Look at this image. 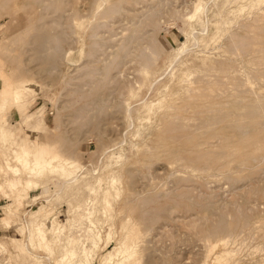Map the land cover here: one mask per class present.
<instances>
[{"label":"rangeland","instance_id":"374dc122","mask_svg":"<svg viewBox=\"0 0 264 264\" xmlns=\"http://www.w3.org/2000/svg\"><path fill=\"white\" fill-rule=\"evenodd\" d=\"M22 83L8 158L69 167L0 180V264H264V0H0V90Z\"/></svg>","mask_w":264,"mask_h":264},{"label":"bare ground","instance_id":"6f19581e","mask_svg":"<svg viewBox=\"0 0 264 264\" xmlns=\"http://www.w3.org/2000/svg\"><path fill=\"white\" fill-rule=\"evenodd\" d=\"M25 2V1H24ZM34 2V0H33ZM37 2V1H35ZM39 3V1H38ZM21 4V3H20ZM18 5V4H17ZM16 5V6H17ZM110 5V4H109ZM15 6V5H14ZM52 6V5H51ZM198 7V6H197ZM198 9V8H197ZM239 9V8H238ZM3 10V9H2ZM236 10V9H235ZM240 10V9H239ZM109 11V10H108ZM234 11V10H233ZM233 11L231 13H233ZM235 12V11H234ZM240 12V11H239ZM12 16V15H11ZM106 16V15H105ZM29 32V31H28ZM25 33V32H24ZM190 34V33H189ZM40 36V33L38 34ZM43 35V34H41ZM20 36V35H19ZM22 36V35H21ZM24 36V35H23ZM31 37V35H30ZM35 39L38 38V36H36V34L34 35ZM37 37V38H36ZM43 36H41L42 38ZM27 38V37H26ZM47 38V37H46ZM22 39V38H21ZM52 39V38H51ZM24 40V39H23ZM27 40V39H26ZM32 40V38L30 39V41ZM41 40V44L43 45V42L45 44V41H47V39L45 41L44 38L40 39ZM54 40V39H53ZM52 40V42H53ZM34 43V38L32 40ZM31 41V42H32ZM57 41V40H56ZM55 41V42H56ZM63 41V39H62ZM61 41V43H62ZM20 42V41H19ZM39 43V41H37ZM58 42V41H57ZM59 44V43H58ZM57 44V45H58ZM30 45V44H29ZM34 45V44H33ZM56 45V46H57ZM32 46V45H31ZM44 46V45H43ZM42 46V47H43ZM54 46V48L56 47ZM34 57H36V60L37 58H39L41 56V45H35L34 46ZM55 50V49H54ZM60 50V49H58ZM57 50V51H58ZM56 51V52H57ZM59 52V51H58ZM57 52V53H58ZM43 54V53H42ZM33 56V54H32ZM59 57V55H57ZM33 57V59H34ZM69 57V56H68ZM50 58V57H49ZM41 59V57H40ZM49 60V59H48ZM51 61V59H50ZM67 61V59H66ZM43 64V63H42ZM47 68V67H46ZM13 85V84H12ZM30 85V84H29ZM28 86L25 85V84H16V85H13V88L11 87H2V89L0 90V112L4 109L7 101H8V98H9V103L11 105H14L16 107H19L21 106L20 104H22V101L24 99H26L29 95V90H28ZM84 106V105H83ZM83 109V108H82ZM5 125V122H0V153H1V156H2V163L0 165V180H2L3 183H9V186H10V189L6 190L4 194H2L3 198H7L9 197L10 193H11V190L14 188H16L17 186H20V183L21 182H24V184L26 185V187H28L29 185L33 184V185H36V180L37 178L40 176V174L44 171V170H48L50 173L52 174H59V175H62L64 172H66L67 170V167H69L67 165V160H65V158H63L62 156H60L59 154H51L50 158H46V149L48 147L47 144L45 143H29L27 142L24 146V144L21 142V141H18L17 143V149L15 148H11V155H12V160L10 158H8V154H7V151L4 149V146L2 144L5 143V141L7 140V142H9L10 144H12L13 142V139H12V131L10 129L6 130V137L4 135H2V127ZM4 127V126H3ZM6 144V143H5ZM27 145V146H26ZM19 151V152H18ZM52 151V150H51ZM118 158V157H117ZM120 159V157H119ZM118 159V160H119ZM117 160V159H116ZM115 161V162H119V161ZM11 161H14L18 167H16L15 165L13 166L11 164ZM122 163V161H121ZM111 164V163H110ZM117 164V163H116ZM109 165V163H108ZM115 165V164H114ZM117 165H120V163H118ZM111 167V166H110ZM109 167V168H110ZM104 168H108V167H104ZM105 170V169H104ZM24 172V176H22V173ZM107 176V175H105ZM115 176V175H114ZM113 175L110 174L109 177H106L104 180L106 182V186L103 190V195H106L107 193L113 191L117 193V190H118V180L119 178H115ZM117 176V175H116ZM118 179V180H117ZM40 180V179H39ZM72 181V180H71ZM69 183V181H68ZM73 183V182H72ZM72 183H70L71 185H73ZM96 183L98 184L99 182L96 181ZM101 183V182H100ZM120 185V184H119ZM4 187V186H3ZM39 187V186H38ZM70 187V186H68ZM8 188V187H7ZM34 188V187H33ZM86 189V188H85ZM98 189V188H97ZM66 190V188H65ZM100 190V189H98ZM69 191V190H67ZM20 192V191H19ZM66 192V191H65ZM120 192V191H119ZM96 194V193H94ZM59 195V194H58ZM109 195V194H108ZM93 196V195H92ZM116 196V195H115ZM118 196V195H117ZM33 198V197H32ZM95 198V197H94ZM106 198V197H105ZM111 198V197H110ZM117 198V197H116ZM18 201L21 199V196H18ZM91 200V199H90ZM94 200V199H92ZM89 200H87L88 202ZM95 201H96V198H95ZM95 201H92L91 203L93 204V202L95 203ZM106 201H108L106 199ZM86 202V203H87ZM90 203V204H91ZM103 203V202H102ZM26 204V203H25ZM46 204V203H45ZM109 204V203H108ZM88 205V203H87ZM95 205V204H94ZM93 205V206H94ZM97 205V204H96ZM102 205V204H101ZM105 206V205H104ZM108 206V205H107ZM94 208V207H92ZM101 208V207H100ZM105 208L107 209V207L105 206ZM8 210V214L6 215V218L9 217V212L10 209L7 208ZM40 209V208H39ZM38 209V210H39ZM105 209V210H106ZM37 210V211H38ZM104 210V211H105ZM37 211L34 212L32 214V217H33V222H35L36 219H38V215H37ZM103 211V210H102ZM108 211V210H107ZM12 213V212H11ZM112 213V212H111ZM89 214V213H88ZM109 214V213H108ZM111 217V216H110ZM6 218L3 220L5 221L4 224L8 225V221L6 220ZM113 218V217H112ZM97 223H99L97 221ZM41 226V225H40ZM35 238L36 240L38 241L39 244H41L43 247L47 248L48 251L49 250V247H48V244L46 242V240L44 239L41 231L39 230L38 227H36L35 229ZM29 233H32L31 230H28ZM98 235V234H97ZM30 236V244L33 245V241L31 240V235L29 234ZM97 237V236H96ZM67 241V240H66ZM70 241V239H69ZM74 241V240H73ZM77 242V241H76ZM67 243V242H66ZM122 243V242H121ZM73 244V243H71ZM71 246V245H70ZM75 245H73V247H68V246H63V251H62V255L59 257V260H64L66 259L67 260V263L66 264H83V258L81 255L80 252L77 251V249L74 247ZM123 246V245H122ZM124 248V247H123ZM125 249V248H124ZM5 250L3 248V246L0 244V251L1 253H3L2 251ZM126 250V249H125ZM132 250V249H131ZM130 250V251H131ZM92 251V250H91ZM128 251V250H127ZM126 251V252H127ZM6 252V251H5ZM4 252V253H5ZM85 253V252H83ZM135 253V252H133ZM8 254V253H7ZM5 255V254H4ZM135 255V254H134ZM1 256V255H0ZM133 256L132 253H129L128 254L126 253V256L124 255V259L126 261H128L129 259H131ZM2 257V256H1ZM0 257V258H1ZM9 257V256H8ZM85 258V257H84ZM123 258V257H122ZM110 259V258H109ZM2 260V259H1ZM86 260V258L84 259ZM121 260V259H119ZM115 264H122V261L118 262V263H115ZM127 264V263H126Z\"/></svg>","mask_w":264,"mask_h":264}]
</instances>
